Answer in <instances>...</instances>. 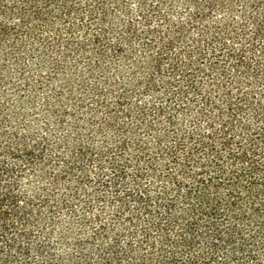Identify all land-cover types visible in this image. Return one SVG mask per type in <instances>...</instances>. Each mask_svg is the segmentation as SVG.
I'll list each match as a JSON object with an SVG mask.
<instances>
[{"label":"trees","instance_id":"obj_1","mask_svg":"<svg viewBox=\"0 0 264 264\" xmlns=\"http://www.w3.org/2000/svg\"><path fill=\"white\" fill-rule=\"evenodd\" d=\"M0 264H264V0H0Z\"/></svg>","mask_w":264,"mask_h":264}]
</instances>
